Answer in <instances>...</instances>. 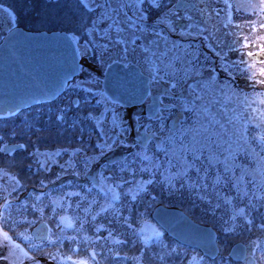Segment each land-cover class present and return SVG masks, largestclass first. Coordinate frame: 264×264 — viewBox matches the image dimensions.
Segmentation results:
<instances>
[{"label": "rangeland", "instance_id": "1", "mask_svg": "<svg viewBox=\"0 0 264 264\" xmlns=\"http://www.w3.org/2000/svg\"><path fill=\"white\" fill-rule=\"evenodd\" d=\"M85 2L88 4L87 9L82 8V4ZM130 2L131 0H0V4L10 10L5 15L11 26L19 24L25 27H34L37 30L63 29L74 37L83 38H85L83 33L86 28L76 21L83 17V23L87 26L89 20H96L97 26H100L102 21L98 17L102 10L97 9L96 4L108 5L109 15H114L110 12L111 8L119 9L122 18L119 16L115 18L126 20L123 17L125 9H120V5ZM232 2H234L232 6L236 13L238 7L244 10L238 13L244 17H246L245 9H251L254 4L249 0H232ZM230 3H223L226 10H228L225 7L226 4ZM128 12L131 11L128 10ZM10 13H14L15 18ZM228 15L230 14L225 12L226 19H228ZM105 21L112 22L111 20L103 22ZM165 31L166 29L163 32ZM177 49L167 54L168 57L164 60L167 68L163 70V73L167 75V78L184 81L186 75H182L180 64L182 58H180V50ZM175 51L177 56L173 53ZM195 52L193 56H190L189 62L191 63L189 64L196 66V69L208 67L212 70L205 75L202 82L196 83L198 87L187 93L186 97L165 99V102L176 104L179 107L173 109L170 106H165L161 108L159 115L151 119L145 117L141 108L133 107L122 115L117 103L112 104L110 101H104V95L102 96L99 92V90L102 91V78L96 72L91 74L84 72L81 74L82 77L76 79L77 86L82 87V91L79 90V92L86 95H93L95 92L98 96L97 101L102 105L100 114V107L92 104L96 103V99L91 97V107L90 109H81L76 120L77 126L81 125L82 117L91 118L89 128L91 129L92 125H98L100 137L98 139V135L90 134V130L83 133L84 129L77 127L75 131L78 135L74 147L65 146L67 147L65 152L68 155L61 152L57 156V152L54 155L51 151V149L55 150L52 147L55 146L52 145L53 142L58 141L56 143L59 148L62 146L60 144L62 139H66L70 131L68 133L62 131L57 135L53 130L51 135L45 133L40 142L37 141L35 135L31 137L33 146L27 151L36 153L35 155H29L26 159L17 160L15 163H13L12 157L25 150L21 149L8 156L13 168L10 174L7 172V175L4 174L3 178L1 175L0 178V223L3 224L4 231L12 237L13 242L19 243V238L21 241L26 240L24 238L26 235L23 233L24 227L29 232L27 236L32 237L30 229L38 221L43 220L48 224V228L50 226L53 234L52 239L57 236L62 237V242L53 245L45 241L44 245H50L52 249L53 246L62 248V253H68L72 257V261L80 258L91 259L90 253L95 250L99 253L95 259L101 261V264H136L130 257L139 255V253L130 245L115 243L117 240H124L131 236V231H126V225L116 224L112 238L96 239L98 235L108 236L106 229L111 227L108 221L115 214L114 207L119 209L121 203H126L135 204L142 214L140 218H137L133 228L138 233L140 229H143L145 235L151 236V251L165 256L164 262L153 257L155 264H247L245 261L233 260L229 256L230 247L237 241L249 244L250 251L247 256H253L256 264H264V256H262L264 229L260 227L264 221H262L260 213L251 211L250 206V202L257 206L264 203L259 199L264 195V160L261 159L264 157V151H261L258 141L251 140V137L260 131L257 125L264 124V84L260 83L262 81L259 76L260 71L254 63L251 67H245L236 56L233 60L234 63L227 62L225 72L218 73L213 69L216 60L213 56L204 50L201 52L200 49ZM162 76L164 78V75ZM69 103L64 98L43 105L34 104L30 110H18L7 121L10 123L9 129H22L25 123H32L37 129L40 125L48 129L50 127L49 117L58 109L67 110ZM185 103L188 104L187 109L182 107ZM88 113L90 115L86 116ZM180 113H182L181 120L177 126L168 124L170 117L176 115L175 117L178 118ZM159 116H162L163 119H158ZM4 124V121H0L1 126ZM244 128L248 129L250 144H244L243 140H239ZM101 129L104 131L102 132ZM143 130L152 134L147 143V152H144L143 146L137 147L142 145L140 136ZM81 132L83 136H86L85 143L89 144L87 155L94 157L88 161L87 169L84 167L85 153L77 151ZM161 141H163L162 147L157 148L156 144ZM38 143H42V145H38ZM105 143H107V147H105ZM96 144H99V148H103L104 156L100 155L99 148H96L95 151L92 150ZM163 148L168 149L167 156ZM37 149H39L38 152ZM141 152L150 157L155 154V157L159 158L155 160L160 164L159 170L156 171L159 183H147L152 178L151 172L143 174L137 172L133 177L132 171L127 168L123 172L120 170L125 159L131 161L134 154ZM193 152L197 155L202 153L201 159L196 162V166L201 171L197 173L195 168L189 170V175L196 181L195 185L190 186L189 181L181 175L185 171L182 158L187 157L191 160ZM209 157H214L211 164L208 161ZM136 159L135 167L138 169L139 161L143 160V156H137ZM168 160H171L174 166L169 171H165L169 167ZM143 162L148 163V161ZM225 162L228 164L227 171ZM29 164L31 168L27 167ZM205 169H208L206 178L204 177ZM69 170L72 171V175L56 185V174L59 173L63 177ZM77 172L80 175H76ZM217 173L221 177L219 181L216 180ZM13 174L25 179L24 185L19 178L18 181L11 182ZM86 174L89 175V178ZM101 176L105 179H101ZM166 176L171 179V184L165 180ZM197 176L200 179H197ZM5 178L10 181L7 183ZM121 178L128 183H123ZM181 182L184 184L183 188H180ZM204 184H207V187H204ZM109 188L120 194L119 199H113V192L108 191ZM133 196H136L137 199L133 200ZM153 197H155L154 200ZM6 203L9 204L7 211L3 208ZM90 204L91 207H89ZM157 204L178 207L196 221L213 226L217 231L218 254L213 258L207 257L199 249L182 244L168 235L152 218V211ZM69 205L71 206L69 207ZM101 206L106 208L107 212H101ZM241 208L245 210V215L239 214L238 210ZM53 209H55V214H53ZM86 209L87 211H85ZM97 212H100V215L96 216L95 221H92V216ZM233 215L236 216L235 220L232 219ZM62 216L69 218L78 216L81 220L86 218L87 223L84 224V230L80 232L75 230V228H79V221L76 222L75 228L67 226V221L61 220ZM123 216L127 217L128 212L124 211ZM245 216L247 219L253 220L251 225L246 223ZM100 225H104V227H101L100 232L97 233L95 228ZM41 229L40 233L44 232V227ZM61 229H63L62 232ZM153 230L161 235L155 236ZM21 233L23 235H20ZM72 236L78 238L75 243L68 239ZM85 236L91 237V239L85 240ZM2 241L4 239L0 236V244ZM27 244L30 247L36 245L32 248L39 250L41 241L31 239L27 240ZM9 245L6 244V246ZM162 245L168 247L164 248ZM140 246L142 247V243ZM75 249L78 251H74ZM109 249H112V252L108 251ZM172 249H176V251L173 252ZM114 252H119L120 255L116 256L113 254ZM48 253L51 252L45 251L43 255L49 256ZM52 254L57 256L56 253ZM125 254L129 257L128 259L124 258ZM0 256L3 255L0 254ZM29 256L32 257L31 254ZM201 257L204 258L203 261ZM1 260L0 264H4ZM27 260L28 264H33L32 259Z\"/></svg>", "mask_w": 264, "mask_h": 264}, {"label": "flooded vegetation", "instance_id": "2", "mask_svg": "<svg viewBox=\"0 0 264 264\" xmlns=\"http://www.w3.org/2000/svg\"><path fill=\"white\" fill-rule=\"evenodd\" d=\"M224 2L230 3L232 2V0H172L170 2L169 0H163V3L168 5L169 7L176 6L175 11L180 16L192 18L190 21L186 19L185 21L181 22L184 24L192 25L191 28L184 29L183 35H181L179 29H177L176 32H170L167 30L166 26L161 25L160 27L166 29V31L163 32L161 36L157 37L151 31L147 33L135 32V36L139 37V39H137L136 43L133 44L131 43L133 39V30L127 27L128 21L123 19L119 20L121 21V27L125 28V31L122 33H117L116 26L112 25V22L107 21L100 22V26H97L98 30L92 35H89L86 29L83 33L85 38L76 36L74 37L68 32L72 36L77 46L80 58V71L78 75L73 77L67 83L63 92L55 99H42L34 104L43 105L55 100L66 98L69 102L73 100L80 101L81 109H90L91 100L96 99V103L92 104L96 107H100L99 113L101 114L102 105L97 101L98 96L95 94V92L93 95H86L84 93L81 94L79 90L82 91V87L77 86L76 84V79L82 77V73L87 72L91 74L96 72V74L100 75L102 78L101 89L103 92L100 90L99 92L100 94H102V96L104 95V101H110L112 104L117 103L120 106L122 115L126 110H129L133 107H138L143 109V113L146 118H155L157 115H159L161 108L165 106L169 107L172 104L170 102H165L166 98L186 97L187 93L195 90V88L198 87V84L196 83L199 81L202 82V80L206 77L205 75H207L212 70V68L208 67L201 68L199 69V74H197L195 71H190L184 81L167 78V75L163 73V70L167 68L166 62L164 60L167 59L168 53L174 51L177 48L180 50V58H182V60L180 61L182 67V75H185L186 69H191L193 67L189 64L191 63L189 62V59L190 56H193V53H196L195 51H198L199 49L201 52H203V50L204 52H208L209 55L213 56L216 59L213 69L218 73L225 72L227 62H229L230 64L234 63L233 60L234 58H236V56L239 57L240 62H242L245 67H251L252 63H254L258 67L257 69L260 71L261 68H264V52L260 50L259 46L261 44H264V39H261L262 37H264V26H262L264 25V11L261 10L262 8H264V5H259L261 4V0H249V2H252L254 4L251 9H245L246 17H244L238 14L244 11L239 7L236 9L237 13L235 12V8L234 6H232L234 2L230 3L229 5L226 4L227 6L225 7H227L228 10L224 8ZM181 5H187V7H180ZM125 11L128 12V9L123 10V13ZM225 12L230 14L228 15V19H226V17L224 16ZM132 13V11L128 12V15L132 16ZM119 17L122 18V15H120ZM110 25L111 27H109ZM16 26L25 27L19 24ZM12 27L14 26H11L9 24L5 13L3 11H0V41ZM91 27L92 24L89 23L88 28ZM25 28L36 30L34 29V27ZM73 29L76 28L73 27ZM119 39L128 41L127 48L129 52L127 54H125L123 51L125 45L122 43H118ZM89 41H92V43H88ZM85 45H87V48H85ZM102 45H106L107 47H98ZM133 49H135L134 52L132 51ZM176 51L173 52L175 53V56H177ZM249 52H252L253 56H249ZM220 54L222 55L219 56ZM101 56H103V61H101L100 59ZM114 62H121L125 65L134 64L139 67V69L145 75L149 77V86L145 99L142 103L133 106H126L116 100L111 99L110 96L106 94L102 85V81L107 68ZM162 75H164V78ZM259 76L262 78L261 80H264V76H261L260 73ZM177 81L180 82V87L172 88V84H175ZM83 92H85L84 89ZM151 103L158 104V110L153 115L146 111L147 105H150ZM32 105H28L24 108L15 110H10L7 107L1 106L0 121H4L5 124L4 126L0 125V135L9 130L10 123H7V121L10 120L13 114L15 115L18 110H30L31 108H33ZM9 112H11L12 114L9 115ZM181 114L182 113H180V117L178 118L175 117L176 115L170 117L168 119V124L177 126L179 120H181ZM81 121H83V123H81L78 128H83V133H86L87 130H90V134H93L95 136L98 135L100 137L99 130L97 129L98 125H92L91 129L89 128L91 118L86 119L82 117L80 122ZM75 130L76 129L70 130L68 137L66 139H62L60 143L62 146H60L59 148L57 147L58 144L56 143L58 141L55 140L53 142L52 145L55 146L52 147L55 148V150L51 149V151L54 155L57 152L56 155L59 156L61 152L66 153L64 149H66L67 147H74V143L77 140L78 135ZM85 137L86 136H84V138ZM151 137V132H145V130H143L140 136L141 144H143L144 140L149 141ZM37 141L40 142L42 140L39 139ZM18 142L23 143L24 140L21 139ZM38 145H42V143H38ZM19 150L21 149H17L16 152H18ZM11 154L13 153H9L8 156H10ZM8 156L6 158L0 156V178L1 175L3 178L5 172H8L10 174V172L12 171L13 167L9 162L10 160ZM13 175L14 177L11 182L18 181V178L21 179V176L16 177L15 174ZM71 175L72 171L70 170L66 172L63 177L59 175V173H57L55 181L56 185L59 184L61 180L69 178ZM86 176L87 178H89L88 174H86ZM6 180L7 183L10 181L8 179ZM92 180H94V178H92ZM92 180L90 181L92 182ZM24 181L25 179H21V183H23ZM23 217H25V214H23ZM22 222L23 221L21 220V223ZM47 226L48 224H46L43 220L38 221L36 225L32 229H30L32 237H35L36 234L42 230L41 227H44V232H41V234H48L50 226L49 228ZM23 233L26 236L27 233H29L27 232L26 227H24ZM19 240V243H14L19 244L20 248L31 254L32 257H34L39 262V264H74V260L72 261V259H67V257H69L70 255L66 252L62 253V248L58 246H53L54 248L52 249L50 245L43 244L40 245L39 250H36L35 248H32L27 244V240ZM6 244L9 243L7 241H2V243L0 244V254L3 255L0 257H8V259H2L4 264H12L13 260L17 261L18 264H28L27 259H29L30 256L25 257L19 249H14L11 247V245L6 246ZM45 251L56 253V258L51 259L49 256H44L43 252ZM10 252L12 253L11 255Z\"/></svg>", "mask_w": 264, "mask_h": 264}, {"label": "snow or ice", "instance_id": "3", "mask_svg": "<svg viewBox=\"0 0 264 264\" xmlns=\"http://www.w3.org/2000/svg\"><path fill=\"white\" fill-rule=\"evenodd\" d=\"M261 3L264 4V0H261ZM146 5V6H145ZM175 7L176 6H172L169 7L168 5L163 3V0H131L130 3H126V4H121L120 5V9H128L129 11L133 12V16H129L128 12L125 11L123 13V17L128 21V25L127 27L133 30V39L131 41V43L135 44L136 40L139 39V37L135 36V32H142V33H147L149 31H151L152 33H154L157 37L161 36L163 34V31L165 30L163 27H160L161 25L166 26L167 30L170 32H176L177 29L180 30L181 35L184 34V29L185 28H191L192 25L191 24H184L181 23L182 21L187 20H191V17H185V16H180L176 11H175ZM180 7H187V5H181ZM82 8L87 9L88 8V4L85 2L82 4ZM96 8L97 9H101L102 11H100L99 13V17L98 19L100 21H104V20H111L112 21V25L116 26V31L117 33H122L125 31V28L121 27V21L117 20L115 17H118L121 15L120 10L117 8H111V13H113L114 15H109V6L106 4H96ZM262 11H264V8L261 9ZM0 11H3L4 13H9V8L4 7L2 4H0ZM90 12L92 10H89ZM11 15H13V18H15L14 13H10ZM76 23L80 24L82 27L86 28L88 31L89 35L94 34L97 30V21L96 20H89V23L92 24L91 28H88L87 24L83 23V17H81V19L79 21H76ZM264 26V25H262ZM111 27V25L109 26ZM261 39H264V37H262ZM88 43H92V41H89ZM118 43H122L125 45L123 51L125 54H127L129 52L128 48H127V44L128 41L123 40V39H119ZM155 43V41H154ZM98 47H107L106 45H102V46H98ZM85 48H87V45H85ZM260 50L262 52H264V44L260 45ZM133 52L135 51V49L132 50ZM249 56H253L252 52L248 53ZM101 61H103V56L100 57ZM190 71H195L197 74H199V69H196L195 66L193 65V67L191 69H186L185 70V75L187 76L188 73ZM260 75L264 76V68L260 69ZM260 83L264 84V80L260 81ZM180 87V82L177 81L175 84H172V88H177ZM179 107L176 104H172L170 105V108H177ZM182 107L184 109L188 108V104L185 103L182 105ZM80 111H81V102L77 101V100H73L71 101L68 105H67V110H65L64 108L58 109L56 113H54L51 117H49V121H50V127L48 129H45L43 125H40L39 128L37 129V127L32 124V123H25L24 127L22 129L19 130H12L9 129L7 132H4L2 135H0V156L3 157H7L9 153H16L17 149H24V152L21 153H17L15 156L12 157V161L13 163H15L17 160H23L26 159L27 156L29 155H35L36 153H29L27 151L28 148L33 146V142L31 140V137L33 135H35L37 137V140L41 139L42 136L47 133L48 135H51L52 131L54 130L56 132L57 135H59L62 131L64 133H68L70 130L72 129H76L77 126V118L80 115ZM12 113L9 112V115H11ZM90 115V113L86 114ZM158 119H163L162 116H159ZM81 123H83V121H81ZM115 126V124H114ZM257 127L260 129L259 132L255 133V135H253L251 137V140H256L259 142V145L261 146V151H264V124H259L257 125ZM101 131L103 132L104 129H101ZM107 135V133L105 132V136ZM23 139L24 142L20 143L18 142L19 140ZM99 139V136H98ZM16 142H13V141ZM239 140H243L244 144H250L251 141L248 138V129L244 128L243 131L241 132L240 136H239ZM79 148L77 149V151L80 152H84V167L85 169H87L88 167V161L94 159V157L92 156H88L87 155V150L89 148V144H86L84 141V136L83 133L81 132L79 134ZM90 143V141H89ZM147 140L143 141L142 145H138L137 147H141L143 146L144 148V152L148 151L147 148ZM163 144V141L159 142L156 144L157 148H161ZM105 147H107V143H105ZM96 148H99V144H96L92 150L95 151ZM65 151L67 149H64ZM39 151V149H37V152ZM100 151V155L104 156V150L103 148H99ZM163 151L165 153V155L167 156L168 154V149L167 148H163ZM137 156H143V160L139 161V168L137 169L135 167V165L137 164ZM202 157V153L200 155H197L195 152L192 153L191 156V160H189L187 157H183V164L185 166V171L181 174L184 178H186L189 181L190 186L195 185L196 181L193 180L191 178V176L189 175V170L192 168H195V171L197 173H200L201 169L199 167L196 166V162L199 161ZM158 157H155V154L153 157H150L148 155H144L143 152L141 153H136L133 155V159L131 161L125 159L123 161V167H121V171H125V169L127 168L128 170L132 171L133 173V177H135V175L137 174V172L143 174L146 172H151L152 174V178L150 180L147 181V183L149 184H155V183H159V181L156 178V171L159 170L160 164L156 163L155 160H158ZM262 160H264V157L261 158ZM214 160V157H209L208 161L209 164H211ZM143 161H148L147 164H145ZM168 163V168L165 169V171H169L171 169V167H173L174 165L172 164L171 160L167 161ZM28 168H31V165H27ZM225 170H228V164L227 162H225ZM207 173H208V169L204 170V177H207ZM5 175H7L8 173L5 172ZM76 175H80L79 172L76 173ZM101 179H105V177L101 176ZM197 179H200L199 176H197ZM221 179L219 173H217L216 176V180L219 181ZM122 180V178H121ZM165 180L168 181V183H172L171 179L169 177H165ZM123 183L127 184L128 181L126 180H122ZM117 187H119V184H117ZM184 184L181 182L180 183V188H183ZM204 187H207V184H204ZM103 191V189H102ZM108 191H112L113 192V199H119L120 194L115 193V190L112 188H109ZM105 195H107V192H105ZM133 200H136L137 197L133 196L132 197ZM153 200L155 199V197L152 198ZM259 199L261 201H264V195H262L261 197H259ZM95 202V201H93ZM55 203V202H54ZM209 203H211V201H209ZM71 205H69L70 207ZM218 206V205H217ZM250 206H251V211L252 212H256V213H260L261 215V219L262 221H264V211H261L262 209H264V203H260L259 206H257L256 204H252L250 202ZM77 207H79V205H77ZM89 207H91V204L89 205ZM114 207V206H113ZM3 208L5 211L8 210L9 208V204L6 203L5 205H3ZM38 211H40V209H38ZM87 211V209L85 210ZM101 212H107V209L104 208L103 206H101L100 208ZM127 211L128 212V216L125 217L123 216V212ZM239 214L240 215H245V210L243 208L239 209ZM114 216L112 217L111 220L108 221V223L111 225V227L107 228V232H108V236L107 237H102V236H96V239H109L112 238L113 236V230L116 224H122V225H126V231H131V236L130 237H126L124 240H117L115 241V243L117 244H122V245H130L132 249H134L137 253H139V255H133L130 258L136 262V264H155V261L153 259V257H156L157 259H159L161 262H164L165 260V256L164 255H160L158 253H154L151 251V247H150V240H151V236L149 235H145L144 234V230L140 229L139 233L137 232L136 229L133 228V225L136 223L137 218H140L142 216V214L139 212V209L135 206V204H126V203H121V207L119 209H116L114 207ZM53 214H55V209H53ZM100 215V212H97L96 215L92 216V221L96 220V216ZM233 220L236 219V216L233 215L232 217ZM62 221H67V226L69 227H74L75 228V224L77 221H79V228H75V230L77 232H80L82 230H84V224L87 223V219H83L81 220L80 217H72L69 218L67 216H62L61 217ZM245 220L246 223L248 225H251L253 223V220L251 219H247V216H245ZM43 223V222H42ZM101 227H104V225H100L98 227L95 228V231L97 233L100 232ZM260 227L262 229H264V222H262L260 224ZM57 228H59V225H57ZM234 231V229H232ZM63 231V229H61V232ZM227 231V230H226ZM153 234L157 237H159L161 235V233L156 232L155 230H153ZM20 235H23V233H21ZM52 233L51 230H48V234H41L40 232H38L36 234L35 237H28L25 236L24 238L26 240H31V239H39L41 241V245H43L45 243V241H47L48 243H51L53 245H55L56 243L62 242V237L57 236L55 239H52ZM0 236L3 237L4 241H7L12 248H16L19 249L21 251V253L23 254V256L28 257L29 253L27 251H24V249L20 248L19 244H15L12 241V237L8 234V232L4 231L3 229V224L0 223ZM68 239H70L71 241H73L74 243L77 241V236H72V237H68ZM85 240H90L91 237L85 236L84 237ZM142 243V247L140 246ZM253 244H255V242H253ZM32 247H36V245H32ZM162 247L167 248V245H162ZM74 251H78V249H75ZM108 251L112 252V249H109ZM173 252L176 251V249H172ZM12 253L10 252V255ZM116 256H119L120 253L119 252H114L113 253ZM49 257L51 259H55L56 257L53 256L52 253H48ZM99 255V253H97L95 250L91 251L90 253V257L91 259H85V258H80L74 261V264H101V261L96 260L95 258ZM262 256H264V252H262ZM125 259H128L129 257L127 256V254H125ZM0 259H8V257H0ZM29 259L33 260V264H39L38 261L35 260L34 257H29ZM63 259V257H62ZM68 260H71L72 257L69 256L67 257ZM203 257H201V260L203 261ZM12 264H18L17 261L13 260ZM251 264H256L255 259H253L251 261Z\"/></svg>", "mask_w": 264, "mask_h": 264}, {"label": "water", "instance_id": "4", "mask_svg": "<svg viewBox=\"0 0 264 264\" xmlns=\"http://www.w3.org/2000/svg\"><path fill=\"white\" fill-rule=\"evenodd\" d=\"M80 71V58L72 36L65 30H31L12 27L0 41V107L24 108L42 99H55ZM149 77L134 64L112 63L102 81L111 99L123 105L140 104L145 99ZM157 103L147 105L154 114ZM152 218L171 237L213 258L219 252L217 231L196 221L178 207L158 204ZM250 245L235 242L229 256L251 264L246 256Z\"/></svg>", "mask_w": 264, "mask_h": 264}, {"label": "trees", "instance_id": "5", "mask_svg": "<svg viewBox=\"0 0 264 264\" xmlns=\"http://www.w3.org/2000/svg\"><path fill=\"white\" fill-rule=\"evenodd\" d=\"M158 227V226H157ZM161 231V230H160Z\"/></svg>", "mask_w": 264, "mask_h": 264}]
</instances>
